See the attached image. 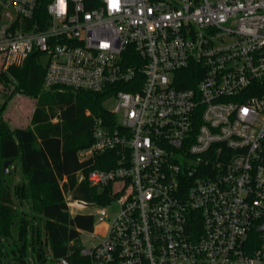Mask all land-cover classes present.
<instances>
[{
  "label": "built area",
  "instance_id": "built-area-1",
  "mask_svg": "<svg viewBox=\"0 0 264 264\" xmlns=\"http://www.w3.org/2000/svg\"><path fill=\"white\" fill-rule=\"evenodd\" d=\"M34 51L44 89L133 88L79 152L119 204L87 264H264V0H0V68Z\"/></svg>",
  "mask_w": 264,
  "mask_h": 264
},
{
  "label": "trees",
  "instance_id": "trees-1",
  "mask_svg": "<svg viewBox=\"0 0 264 264\" xmlns=\"http://www.w3.org/2000/svg\"><path fill=\"white\" fill-rule=\"evenodd\" d=\"M43 6V4H41ZM40 52L29 54L20 64L0 71L4 97L23 94L36 99L30 125L10 127L0 106V264L21 258L26 264H87L80 255V231L93 229L89 213H71V201L106 203L114 187L88 184L87 173L107 169L111 151L81 158L80 150L92 143L95 117L115 118L103 105L117 89L133 90L125 84L102 91L72 90L54 86L43 90L45 67ZM194 83L186 72L178 85ZM16 164L19 179L3 173V164Z\"/></svg>",
  "mask_w": 264,
  "mask_h": 264
},
{
  "label": "rangeland",
  "instance_id": "rangeland-1",
  "mask_svg": "<svg viewBox=\"0 0 264 264\" xmlns=\"http://www.w3.org/2000/svg\"><path fill=\"white\" fill-rule=\"evenodd\" d=\"M44 62L45 58L41 59ZM0 71H3L0 68ZM0 87V106L2 103L3 110L1 112L2 118L6 121L7 125L10 127L20 126L25 127L30 125V115L33 107L35 105L36 99L23 94H14L11 97L5 98L4 93L6 90L1 89ZM43 90H54L52 89H44ZM103 105L106 109H112L115 105V101L113 98H107ZM7 169L11 174V178L13 181H17L19 179L18 167L16 164L10 165L8 164ZM68 198V196H67ZM119 207L117 201H112L105 205V211L107 218L103 222H97L96 218L94 221V226L91 231H80L79 240L82 246H91L92 244L99 241L102 237L105 226L109 223L111 218L115 215ZM72 213H89L92 215L96 214L97 206L94 205L93 202H87L82 204L80 207H71L69 208ZM31 264V263H29Z\"/></svg>",
  "mask_w": 264,
  "mask_h": 264
},
{
  "label": "water",
  "instance_id": "water-1",
  "mask_svg": "<svg viewBox=\"0 0 264 264\" xmlns=\"http://www.w3.org/2000/svg\"><path fill=\"white\" fill-rule=\"evenodd\" d=\"M8 163H9V161H5L3 164V173L4 174L9 172L7 169ZM80 203L85 204L84 202H80ZM8 264H26V261L24 259H21V258H13L12 260L8 261Z\"/></svg>",
  "mask_w": 264,
  "mask_h": 264
}]
</instances>
